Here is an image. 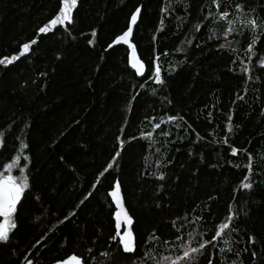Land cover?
Returning <instances> with one entry per match:
<instances>
[{
	"label": "trees",
	"instance_id": "trees-1",
	"mask_svg": "<svg viewBox=\"0 0 264 264\" xmlns=\"http://www.w3.org/2000/svg\"><path fill=\"white\" fill-rule=\"evenodd\" d=\"M136 7L131 42L141 77L126 46L108 48ZM58 10L59 0H0V59L18 57L0 65V175L19 177L24 167L29 184L0 264L69 255L83 264H170L183 254L177 236L187 242L195 230L210 240L230 205V229L199 264H264V34L248 60L251 34L225 38L222 22L204 19L221 10L211 0H77L71 24L37 34ZM245 10L264 17V0H247ZM154 60L159 86L148 79ZM116 182L133 222L132 254L110 239Z\"/></svg>",
	"mask_w": 264,
	"mask_h": 264
},
{
	"label": "snow or ice",
	"instance_id": "snow-or-ice-1",
	"mask_svg": "<svg viewBox=\"0 0 264 264\" xmlns=\"http://www.w3.org/2000/svg\"><path fill=\"white\" fill-rule=\"evenodd\" d=\"M247 0H238L235 4L231 5L228 10H223L221 8V0H211V4L215 6L217 9H221L218 13H210L209 16H205L206 21L216 20L218 19L222 22L225 27L223 28L225 38L228 37L229 34L235 33L236 35H242L244 33H250L252 36V42L247 45V51L250 53L248 55V60H253V45L260 38V34H264V17L258 18V14L253 10L251 13L245 10ZM77 0H59V10L54 16V18L50 19L48 23L38 29L37 34L48 33L57 25H64L65 23L71 24L72 20V10L76 7ZM164 11V9H162ZM142 14L141 7H136L134 11L131 12L130 19L127 21V29L122 32L121 35H117L115 39L108 45V48H112L113 45H127L128 55H129V64L135 70V75L137 77H141L144 73V64L141 63L139 59L135 58V54L133 51V45L129 42L130 36L133 34L134 25L138 23V16ZM240 22L239 28L237 29V22ZM197 29H199L200 25H196ZM96 33L93 32V35ZM36 40H32L31 44H36ZM88 43L91 45L92 41L89 40ZM232 41H228L229 46L232 45ZM224 48V45L220 46ZM30 48L29 43H24L20 47V54L23 55L28 52ZM166 55V54H165ZM18 57L13 55L11 57L0 59V65L7 66L14 61H16ZM158 59V58H157ZM153 66H155V60L152 62ZM259 67L264 69V57H261L258 60ZM151 70V69H150ZM243 72L245 75L249 74L248 66L245 65L243 68ZM149 80L154 82L156 85H162L163 79L161 75V69L159 66H155V70L152 71ZM144 87V85H141ZM264 112V109H262ZM170 119H175L174 117H170ZM231 120V116L228 117ZM163 123V121L161 122ZM153 129H157L160 125L153 124ZM153 135L152 132H148L147 136L151 137ZM164 136H167L168 133L164 132ZM119 137H117V141L119 142ZM25 147L24 144L20 145V148L23 149ZM119 154V153H118ZM237 154V149L233 147L231 149V155L235 156ZM27 160V157H24ZM112 160H116V156L112 157ZM251 161L252 157H249V174L251 173ZM17 164V157H13L11 164H6L5 170L7 172H11L12 169ZM113 165L111 163L108 164L106 168H104L103 172L107 173L109 169ZM20 176L14 177L12 175H0V244H8L10 242V232L13 228L16 227L14 222V214L17 213V205L21 202L22 194L25 193V190L29 188V184L25 178V169L24 167H20L18 169ZM103 175V173H101ZM156 179H163L162 176H157ZM244 181L249 180V175L246 174L243 177ZM252 186L251 183H241V189H250ZM95 187V185H93ZM108 196L111 197L112 203L115 205L117 211L115 212V220H116V233L111 236V241L115 242L116 248L115 250L118 252H122L124 254H132L136 250V246L134 244L133 234L129 229V225L132 223L131 218L126 214L122 207L121 199H120V185L119 182H116L111 186V190L108 192ZM234 212L232 210L231 205L228 210V222L222 223L215 230L214 235L211 236V239H197L199 237V233L195 230H192L188 233L189 240L187 242L183 241L180 236H177L176 239L180 240L181 243H184V249L182 255H177L175 259L171 260L170 264H199V257L203 251L207 249L209 245L212 247L216 246V243L220 242L222 238L221 229L228 230L230 229V225L233 221ZM123 218V219H121ZM122 229V234H121ZM253 237H248V243H253ZM39 243V241L37 242ZM170 241L165 240L164 244L167 245ZM198 244V247H193L192 244ZM231 248L229 242V250ZM224 251V249H221ZM236 256L239 257V252L236 253ZM253 257H255V253H253ZM167 259V258H166ZM26 264H33L31 259L26 260ZM58 264H81V260L78 259L75 255L70 256L67 260L58 261ZM209 264H212V261L209 260ZM238 264L241 262L238 261Z\"/></svg>",
	"mask_w": 264,
	"mask_h": 264
},
{
	"label": "water",
	"instance_id": "water-1",
	"mask_svg": "<svg viewBox=\"0 0 264 264\" xmlns=\"http://www.w3.org/2000/svg\"><path fill=\"white\" fill-rule=\"evenodd\" d=\"M137 25V24H136ZM136 25H134V29H135V27H136ZM134 32V31H133ZM133 35V34H132ZM131 39H132V36H130V39H129V42L130 43H132L131 42ZM113 46H117V45H113ZM123 46H126L127 47V45H123ZM109 199H110V203H112V200H111V197H109ZM120 199H121V203H122V207H123V209H124V211L126 212V214L128 215V212H127V210H126V207H125V204H124V200H123V196H122V192H121V190H120ZM112 205H113V207H114V209H115V212L117 211V209L115 208V205L112 203ZM115 215V214H114ZM129 216V215H128ZM130 217V216H129ZM121 219H123V218H121ZM132 220V219H131ZM115 225H116V220H115ZM132 226H133V222L129 225V229H130V231L132 232ZM116 228V227H115ZM122 230V229H121ZM134 238V237H133ZM70 256H73V255H69L68 257H66V258H64L63 260H67ZM77 257V256H76ZM78 259H80L81 260V264H83V262H82V259L81 258H79V257H77ZM60 261H62V260H60ZM53 264H58V261L57 262H55V263H53Z\"/></svg>",
	"mask_w": 264,
	"mask_h": 264
}]
</instances>
